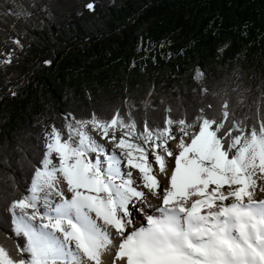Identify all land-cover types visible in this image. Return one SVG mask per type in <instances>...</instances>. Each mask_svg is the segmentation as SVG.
<instances>
[{"label": "trees", "instance_id": "trees-1", "mask_svg": "<svg viewBox=\"0 0 264 264\" xmlns=\"http://www.w3.org/2000/svg\"><path fill=\"white\" fill-rule=\"evenodd\" d=\"M91 117L138 134L200 119L227 160L251 137L264 140V0H0V252L9 262L31 256L11 208L43 168L45 127L63 143L67 118Z\"/></svg>", "mask_w": 264, "mask_h": 264}, {"label": "bare ground", "instance_id": "bare-ground-1", "mask_svg": "<svg viewBox=\"0 0 264 264\" xmlns=\"http://www.w3.org/2000/svg\"><path fill=\"white\" fill-rule=\"evenodd\" d=\"M165 131L171 143L136 141L116 119L74 124L82 153L71 163L50 148L19 205L35 253L24 263L264 264V144L241 152L230 176L206 175L192 153L200 123ZM0 264L9 263L0 255Z\"/></svg>", "mask_w": 264, "mask_h": 264}, {"label": "rangeland", "instance_id": "rangeland-1", "mask_svg": "<svg viewBox=\"0 0 264 264\" xmlns=\"http://www.w3.org/2000/svg\"><path fill=\"white\" fill-rule=\"evenodd\" d=\"M92 119H95V118L91 117L89 120L82 122V123H86ZM176 123H183V122L178 121ZM199 123H200V129L203 130L205 134H204L203 138L200 140V142L197 143L195 146H193L192 153L195 154V159H197V162H198L196 168L198 170H200L203 174H206V175L219 173L222 176L223 175L224 176L225 175L230 176L231 168L234 171L242 169V165L239 161V157H240L241 152L249 151L251 149V147H253L257 144H264V140H261L260 138H257V137H251L249 139V141H247L243 146L235 149V156L233 159L227 160L223 157V153L219 149L216 140L207 134L206 127L204 126V124L201 122L200 119H196L193 122H187V123H185V125L195 126ZM65 124H66L65 126L67 129V133L65 136V140L62 144L58 141L59 138H58L57 128H55L53 125H48L45 127V129L42 133V137L45 140L44 147L46 148V153H45V158H44L42 170H44V167H46L45 165H47V163H48L49 150H50V148L55 147V144H57L59 146V149L66 152V157H67L68 161L71 163H73L75 161V159L82 153L80 146L77 144V139L74 138L70 134L72 126L74 124H81V123H75L74 121L67 118ZM168 125H169V121L166 120L164 123V128L162 130L155 131L153 133H150V132L144 130L143 132H140L139 135L132 133V130H133L132 126H128V127L131 129V137L136 141H139L138 139H141V138H144L147 136L153 137L154 135L160 134L161 136H163V140L165 142L171 143L173 140L171 141V138L167 137L168 134H166V131H165V130H167ZM232 143L235 146L237 143V139H234L232 141ZM213 148H217L218 152L221 154V158H219V160H217V158H215V157H213V158L210 157V151ZM159 152H165V150L163 148H161V150H159ZM91 157L94 158V156H92V155H91ZM42 170H41V173H42ZM41 173L38 174V177L41 175ZM34 181H36V180H34ZM30 192H32V191H30ZM30 195L28 196V198H26V200L22 199L18 203L12 205L11 209H12V214H13V224H14V228L16 231L24 229V227L22 226V223L19 221V218H18V210H19V205L23 201H28V200L30 201V198H29ZM98 198L101 199L100 196H98ZM234 204H236V203H233V205ZM29 242H30V240H29ZM30 246H31V251H32L33 255L30 258L22 257L18 262L14 263V264H25L24 262L30 260L35 255L34 248L32 246V242H30ZM0 255L2 256V259L4 261L9 263L4 258V256L2 255L1 252H0ZM187 260H188V258H187ZM9 264H11V263H9Z\"/></svg>", "mask_w": 264, "mask_h": 264}]
</instances>
